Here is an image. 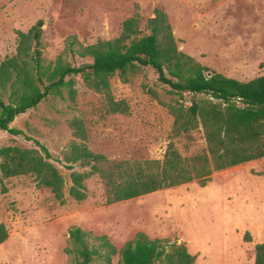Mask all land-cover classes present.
<instances>
[{
  "label": "rangeland",
  "instance_id": "1",
  "mask_svg": "<svg viewBox=\"0 0 264 264\" xmlns=\"http://www.w3.org/2000/svg\"><path fill=\"white\" fill-rule=\"evenodd\" d=\"M156 9L166 14L178 50L196 62L241 81L264 73V0H0V63L17 52V31L36 28L31 49L40 50L44 64L59 56L80 64L87 60L70 56L69 41L77 47L114 38L135 12L142 34H148L147 20ZM75 80L74 101L65 90L64 97L48 96L10 123L22 134L0 130V147L43 155L34 140L44 145L64 179L60 201L35 174H0V223L8 232L0 243V264H74L66 253L73 226L90 232L95 244V237L105 236L116 249L110 262L92 264H121L118 250L137 232L184 245L195 264H254V246L264 241V158L214 171L204 186L193 180L111 204L96 174L83 181L84 200L68 194L70 171L57 160L78 140L69 127L72 118L83 122L88 148L109 160L162 159L170 141L183 156L206 149L201 127L171 136L173 117L163 104L179 95L160 84L151 67L127 82L110 79L113 97L129 106L124 114L109 113L104 93L79 76ZM0 97L7 102L8 90L0 88ZM191 98L184 92L181 102L188 106Z\"/></svg>",
  "mask_w": 264,
  "mask_h": 264
},
{
  "label": "trees",
  "instance_id": "2",
  "mask_svg": "<svg viewBox=\"0 0 264 264\" xmlns=\"http://www.w3.org/2000/svg\"><path fill=\"white\" fill-rule=\"evenodd\" d=\"M139 20L137 12L125 18L114 38L77 47V42L69 41L66 50L70 56L87 60L80 64L60 56L44 64L40 50L31 49V39L37 38L39 31H17V52L0 63V88L8 90L7 102L0 97V130L12 135L23 133L10 126L16 116L48 96L64 97L65 90L74 101L76 76L88 88L104 93L109 113H127L128 104L111 94L110 79L116 75L127 82L130 75L144 67L154 69L159 83L179 95L173 102L163 104L173 117L171 136L187 135L201 127L206 149L200 153L183 156L170 141L162 159L109 160L88 148L83 122L72 118L69 127L78 140H72L63 159L57 161L70 171L68 194L76 201L86 198L83 181L93 174L102 180L105 203L111 204L193 180L204 186L214 171L264 158V73L247 81L227 77L178 50L167 16L161 10L156 9L147 20L148 34H142ZM184 92L192 95L188 106L181 102ZM34 142L43 155L34 149L0 147V174H35L62 201L63 176L49 161V150L37 140ZM77 166L89 170L78 172ZM7 236L6 227L0 223V243ZM68 239L66 253L73 255L74 264H92L99 259L110 262V256L116 253L105 236L95 237L99 240L95 244L90 232L80 227H70ZM118 254L121 264H195L184 245L165 238L151 239L143 232L126 241ZM254 264H264V241L254 246Z\"/></svg>",
  "mask_w": 264,
  "mask_h": 264
},
{
  "label": "water",
  "instance_id": "3",
  "mask_svg": "<svg viewBox=\"0 0 264 264\" xmlns=\"http://www.w3.org/2000/svg\"><path fill=\"white\" fill-rule=\"evenodd\" d=\"M41 24H39V26H40ZM38 46V44H37V42H36V44H35V48Z\"/></svg>",
  "mask_w": 264,
  "mask_h": 264
}]
</instances>
